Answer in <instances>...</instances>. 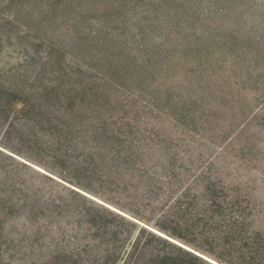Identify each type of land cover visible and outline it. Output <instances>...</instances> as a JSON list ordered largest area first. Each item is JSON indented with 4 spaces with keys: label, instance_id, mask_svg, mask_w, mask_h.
<instances>
[{
    "label": "rangeland",
    "instance_id": "374dc122",
    "mask_svg": "<svg viewBox=\"0 0 264 264\" xmlns=\"http://www.w3.org/2000/svg\"><path fill=\"white\" fill-rule=\"evenodd\" d=\"M13 90L240 194L264 232V0H0V97ZM33 120L35 134L8 111L0 122V264L62 257L86 207L73 191L123 213L52 174L56 133Z\"/></svg>",
    "mask_w": 264,
    "mask_h": 264
},
{
    "label": "trees",
    "instance_id": "16d2710c",
    "mask_svg": "<svg viewBox=\"0 0 264 264\" xmlns=\"http://www.w3.org/2000/svg\"><path fill=\"white\" fill-rule=\"evenodd\" d=\"M56 98L59 104L76 100L72 94ZM6 111L15 115L20 127L30 128L34 134L38 131L35 117L52 126L56 136L47 146L54 176L89 192V184L106 189L114 202L100 196L131 217L73 191L86 207L76 213L71 226L75 236L70 237L67 250L52 264H212L198 254L218 264H264V232L254 228L252 210L240 194L200 175L167 173L168 163L157 166L150 159L137 158L135 150L121 144L115 134L108 132L102 140L104 128L99 125L103 124L91 130L72 123L73 112L46 110L39 100L21 91L0 97V122ZM5 158L14 161L11 156ZM44 178L64 188L56 179ZM10 187L15 190V186ZM121 199L127 206L120 204ZM136 221L152 224L193 251Z\"/></svg>",
    "mask_w": 264,
    "mask_h": 264
},
{
    "label": "water",
    "instance_id": "95a60500",
    "mask_svg": "<svg viewBox=\"0 0 264 264\" xmlns=\"http://www.w3.org/2000/svg\"><path fill=\"white\" fill-rule=\"evenodd\" d=\"M113 211H115V210H113ZM115 212H116V213H119L120 215H123L124 217H127V216L124 215L123 213H120V212H117V211H115ZM127 218H129V217H127ZM129 219H130V218H129ZM147 229H148V228H147ZM148 230L152 231L153 233H155V234H157V235H159V236H161V237H164L165 239L169 240L170 242H172V243H174V244H176V245H178V246H180V247H182V248H184V249H187L188 251H191L189 248H186L185 246L179 244L177 241H175V240H173V239H170V238H168V237L162 235L161 233H159V232H157V231L155 232V231L152 230V229H148ZM192 253H193V252H192ZM196 255H197V254H196ZM198 256L202 257L203 259H205L206 261H208V262H210V263H212V264H217V263H215L214 261H212L211 259H209V258H207V257H205V256H202V255H200V254H198Z\"/></svg>",
    "mask_w": 264,
    "mask_h": 264
}]
</instances>
